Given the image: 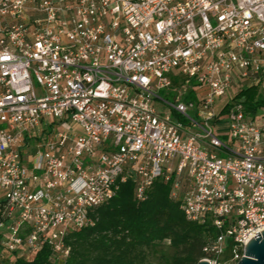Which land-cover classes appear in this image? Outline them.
<instances>
[{
	"label": "built area",
	"instance_id": "2783aa9c",
	"mask_svg": "<svg viewBox=\"0 0 264 264\" xmlns=\"http://www.w3.org/2000/svg\"><path fill=\"white\" fill-rule=\"evenodd\" d=\"M260 73L264 0H0L2 264H65L127 180L169 182L215 229L203 259L237 264L264 230V116L233 88Z\"/></svg>",
	"mask_w": 264,
	"mask_h": 264
},
{
	"label": "trees",
	"instance_id": "16d2710c",
	"mask_svg": "<svg viewBox=\"0 0 264 264\" xmlns=\"http://www.w3.org/2000/svg\"><path fill=\"white\" fill-rule=\"evenodd\" d=\"M183 98L193 100L192 90ZM241 102L251 113L264 108V97L254 92ZM94 214L93 226L69 233L66 242L70 253L65 264H145L150 249L156 251L165 241L174 253L164 257V264H196L209 255L204 247L215 234L210 222L188 221L182 200L172 199L170 183L161 180L154 182L143 200L135 197L131 180L120 183L116 195ZM228 252L227 246L225 256ZM49 254L44 247L32 260L17 259L12 264H44Z\"/></svg>",
	"mask_w": 264,
	"mask_h": 264
},
{
	"label": "rangeland",
	"instance_id": "374dc122",
	"mask_svg": "<svg viewBox=\"0 0 264 264\" xmlns=\"http://www.w3.org/2000/svg\"><path fill=\"white\" fill-rule=\"evenodd\" d=\"M244 87H250L248 90L244 89H236L233 88V92L235 95L236 100L242 101L244 100V98L246 97L247 94L254 92L255 96H262L264 97V73H260L259 76V80L251 83V84H247ZM177 92L178 91H182V88L180 86L176 87ZM161 94H165V91H161ZM231 96L227 95L224 98H222V102L224 103L225 101H229L231 100ZM219 107L217 106L216 109H218ZM256 113V122L257 123H261L262 122V116H264V108H259L255 111ZM226 122L222 121L219 122L215 125V130L216 131H220V130H224L226 129ZM174 253V249L170 248V246L168 245V241H165L163 244L159 245L156 249V251H153L150 249V251L148 252V256L146 259L145 264H164V257L169 258L172 254ZM0 264H2V262L0 261Z\"/></svg>",
	"mask_w": 264,
	"mask_h": 264
},
{
	"label": "water",
	"instance_id": "95a60500",
	"mask_svg": "<svg viewBox=\"0 0 264 264\" xmlns=\"http://www.w3.org/2000/svg\"><path fill=\"white\" fill-rule=\"evenodd\" d=\"M255 236L245 245L244 254L237 264H264V230ZM196 264H209V262L200 259Z\"/></svg>",
	"mask_w": 264,
	"mask_h": 264
}]
</instances>
